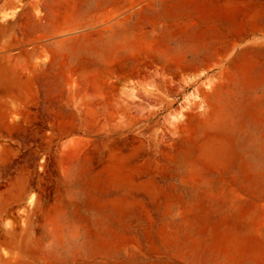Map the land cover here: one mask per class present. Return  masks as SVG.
I'll return each mask as SVG.
<instances>
[{"label": "rangeland", "instance_id": "obj_1", "mask_svg": "<svg viewBox=\"0 0 264 264\" xmlns=\"http://www.w3.org/2000/svg\"><path fill=\"white\" fill-rule=\"evenodd\" d=\"M198 16L0 0V264H264V0Z\"/></svg>", "mask_w": 264, "mask_h": 264}, {"label": "crops", "instance_id": "obj_2", "mask_svg": "<svg viewBox=\"0 0 264 264\" xmlns=\"http://www.w3.org/2000/svg\"><path fill=\"white\" fill-rule=\"evenodd\" d=\"M109 1L115 2V3H124V2H132L134 0H109ZM159 1L160 3H163V2L174 3V7H176L179 3L195 7L198 10V13L201 14V16H198L197 18L198 19L197 24L199 26H205V27L210 26V25H214L218 27L224 24V22L221 20H215L213 22H210L207 20L204 21L202 18L209 17L208 13H209V8H211V6H213V8L214 7L216 8V6L221 8V7H224L225 2H228V0H159ZM252 1L258 2L260 0H252ZM203 10H205L206 12H202ZM244 25L245 26H249V25L262 26L264 25V19L256 18V17L248 18L247 21L244 23ZM215 71H217V69L213 68L210 71H207L206 74L211 75Z\"/></svg>", "mask_w": 264, "mask_h": 264}]
</instances>
